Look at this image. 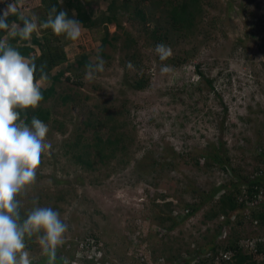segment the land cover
I'll return each instance as SVG.
<instances>
[{
  "label": "rangeland",
  "instance_id": "374dc122",
  "mask_svg": "<svg viewBox=\"0 0 264 264\" xmlns=\"http://www.w3.org/2000/svg\"><path fill=\"white\" fill-rule=\"evenodd\" d=\"M197 2L201 10L191 29L185 28L183 34L171 30L172 41H164L172 52L164 60L155 51L153 39L139 32L141 25L128 20L125 13L118 19L121 28L108 25L110 44L102 43V25H83L75 41L49 31V40L67 58L50 75L61 74L55 89L69 94L71 100L63 105L57 99L46 103L53 106L46 122V141L52 148L42 155L35 183L17 198L22 218L36 197L38 206L60 213L68 225L65 248L61 246L65 255L90 233L110 264H193L190 259L180 260V255L194 254L196 247L210 240V231L204 238L197 237L199 228L206 226L210 205L190 220L176 217L179 222L173 229L167 228L168 216L181 215L186 203L198 201L201 193L228 179L218 168L196 165V155L208 142L223 141L231 166L242 175L264 166L254 152L257 145L264 149V0ZM18 6L26 15L35 12L39 27L28 40L12 39L39 54V45L31 40L34 36L40 44L45 42L47 17L41 13L46 4L20 0ZM93 6L100 13L107 1L94 0ZM144 8L154 13L149 28L158 19L162 27L169 25L163 3L147 1ZM73 12H67L69 18H74ZM16 22L23 26L22 21ZM122 28L134 35L133 48H123V34L112 40ZM82 52L90 63H96L97 54L105 61L104 71L91 80L85 66L76 64ZM164 65L170 67L167 73L161 71ZM141 76L146 80L144 87L134 89V79ZM50 83L45 82V87ZM109 113L116 117L108 119ZM52 120L63 126L58 129ZM110 136L119 141L106 143ZM241 226L235 230L244 229ZM32 243L31 263L42 253L39 234Z\"/></svg>",
  "mask_w": 264,
  "mask_h": 264
},
{
  "label": "trees",
  "instance_id": "16d2710c",
  "mask_svg": "<svg viewBox=\"0 0 264 264\" xmlns=\"http://www.w3.org/2000/svg\"><path fill=\"white\" fill-rule=\"evenodd\" d=\"M40 1L46 4L41 13V15L43 14L45 17H47L48 9L52 6H56L57 11L63 9L70 12L73 10L75 12L74 18L79 20L86 27L93 28L102 25L104 29L102 43L109 44L112 42L108 40V25L114 23L116 27L121 28L122 25L118 19L122 13L126 14L128 20L137 21L138 24L141 25L139 32L144 31V33L148 34L150 38L153 39V45L160 43L166 45L164 41H172L170 31L178 30L183 34L185 28L190 30L193 25L194 16L201 10L200 5L197 4V0H157V3L164 4L165 11L163 13L166 14V18L168 19L167 23L169 25L162 27L158 19L154 20L156 21L154 26L149 28L147 23L151 21V18H154V13L153 11H147V9L144 8V3L147 1L153 2V0H106L107 6L105 10L100 13L95 12L93 8L94 0H63L62 5L58 4L57 0ZM7 3L10 2H8V0L0 2V14H2ZM226 6L230 9L231 2H228ZM7 20L8 22L20 21L15 15H10ZM49 31H51L50 28H47V32L43 31L45 39L43 44H40L36 37H32V43L39 45V54L33 53L34 49L30 45L15 44V40L10 38L12 46L22 55L25 57H36L35 62L38 67L41 63L46 62L47 68L45 71L48 74V80H51L50 85L42 88L44 98L37 108L18 110L21 112V118H24L25 114L27 115L25 122L28 124L31 123V118L33 116H36L44 123L50 121L53 106H46L49 100L54 101L57 99V103L60 102L61 105L71 100L69 94H58L55 89V82L59 81L58 79L61 74L53 77L50 75L52 68L66 61L67 58L66 53L62 50L58 51L52 44V41L49 40ZM122 34L123 48H133L136 41L134 35L128 30H123L122 28L121 33L115 32L111 38L113 41H117ZM4 35L5 33L0 31V38H3ZM89 63L90 61H88L87 55L82 52L76 64L79 67L86 66ZM196 72L199 77L204 78L202 71L196 70ZM35 75L36 78L39 79L40 72L37 71ZM206 81L213 87L210 79H206ZM145 82L146 80L143 76L135 78L132 87L140 90L144 87ZM114 117H116L115 113H109V118H107L111 120ZM97 120L98 118H96V121ZM110 120H98L97 122H108ZM52 121L56 123L58 129L63 126V124L57 120ZM101 137V135L97 134L98 139ZM100 140H102V138ZM122 140L120 141L122 142ZM118 141V138L111 137L106 143H116ZM76 144H78V142ZM239 146L242 147L240 144ZM205 147L206 148L203 149L202 152L196 155V165L203 164L207 168H218L223 174L226 173L228 179L226 183L224 182L223 184L213 186L208 193H201L198 201L185 204L187 210V216H185V218L193 216L200 209L209 204L210 206L205 212L204 223H208L209 225L213 224V228L211 229L210 226L207 227L208 231L211 230V237L204 246L196 247L193 250L194 254L183 252L180 255V260L186 261L185 259H190L194 264H205L206 257H203V254L206 255L207 252H214L217 249H221L234 252L233 262H227L225 264H264V166L255 167L250 174L245 176L231 166L230 158L227 155V149L225 150L226 146L223 141H219L217 144L208 142ZM255 148L254 152L257 154V159H262L264 162V149L259 145ZM173 156H175V153ZM77 159L80 160L81 156L78 155ZM181 216L182 215H178L175 216V218L168 216L171 222L167 228L173 229L176 227L179 222L176 220V217ZM185 218L181 220H185ZM238 226H244V229L240 228L241 230L236 231L235 227ZM246 241L253 243V249L245 246ZM32 242L33 237L31 239L26 238L28 249H33ZM63 246L65 248V243ZM63 251L65 252V249H62V247L57 249L56 264H63V257H67L70 264H110L108 256L106 252H104L105 250L102 249V246H100L95 236L90 233L84 234L79 238L73 252H69V254L67 253L65 255ZM184 253H186L185 256ZM47 259L48 257L42 251L40 258L33 261L31 264H47Z\"/></svg>",
  "mask_w": 264,
  "mask_h": 264
},
{
  "label": "clouds",
  "instance_id": "9594fccd",
  "mask_svg": "<svg viewBox=\"0 0 264 264\" xmlns=\"http://www.w3.org/2000/svg\"><path fill=\"white\" fill-rule=\"evenodd\" d=\"M19 2L12 0L7 3L0 14V31L6 34L0 38V264H31L26 238L31 239L37 234L42 251L48 257L47 264H56L57 249L65 243L68 225L60 218L58 211L38 206V197L32 199L33 207L27 212L26 218H22L21 203L17 198L35 183L42 155L52 148L51 143L46 141L49 126L36 116L28 124L25 122L27 115L21 118V112L18 111L37 108L44 98L42 88L48 81L46 62L38 67L36 57H25L10 43L9 38L17 36L30 39L39 27V16L31 11L26 15L20 10ZM57 2L63 4V0ZM10 15H15L23 22V26L16 21L8 22ZM43 27L73 41L79 39L83 31V24L79 20L69 18L66 10L57 11L56 6L48 9ZM155 51L161 60L172 55L170 47L163 43L157 44ZM104 65V59L97 54L96 63L85 66L87 78L91 80L96 73L103 72ZM37 71L40 72L39 79L35 75ZM161 71L167 73L170 67L164 65ZM186 211L185 207L180 212L182 218L187 216ZM208 225L203 226L202 230L199 228L198 238L207 235V227L213 228V224ZM224 253L232 255L223 264L233 262V251L217 249L207 252L210 255L203 254L206 257L205 264H213L211 255L220 256ZM62 259L63 264H70L67 257Z\"/></svg>",
  "mask_w": 264,
  "mask_h": 264
},
{
  "label": "built area",
  "instance_id": "2783aa9c",
  "mask_svg": "<svg viewBox=\"0 0 264 264\" xmlns=\"http://www.w3.org/2000/svg\"><path fill=\"white\" fill-rule=\"evenodd\" d=\"M247 247L253 249V243H249V241H246V245ZM207 255H210V254H207ZM231 253H224L220 256H212L211 255V259H212V263L213 264H223V261L224 260H230L231 258Z\"/></svg>",
  "mask_w": 264,
  "mask_h": 264
}]
</instances>
